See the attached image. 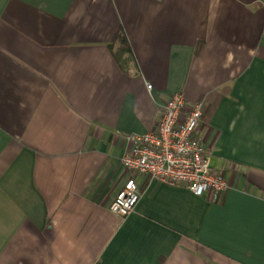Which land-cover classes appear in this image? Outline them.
Instances as JSON below:
<instances>
[{
    "label": "crops",
    "instance_id": "crops-1",
    "mask_svg": "<svg viewBox=\"0 0 264 264\" xmlns=\"http://www.w3.org/2000/svg\"><path fill=\"white\" fill-rule=\"evenodd\" d=\"M179 90L230 187L137 174L120 216L126 134ZM0 264H264V0H0Z\"/></svg>",
    "mask_w": 264,
    "mask_h": 264
},
{
    "label": "built area",
    "instance_id": "built-area-1",
    "mask_svg": "<svg viewBox=\"0 0 264 264\" xmlns=\"http://www.w3.org/2000/svg\"><path fill=\"white\" fill-rule=\"evenodd\" d=\"M146 86L152 88L149 82ZM202 116L203 102L188 105L179 90L162 104L153 128L126 134L129 146L121 157L125 179L108 204L111 211L126 216L134 210L140 196L137 174L184 186L197 195L222 194L229 189L225 174L212 167L199 135Z\"/></svg>",
    "mask_w": 264,
    "mask_h": 264
},
{
    "label": "trees",
    "instance_id": "trees-1",
    "mask_svg": "<svg viewBox=\"0 0 264 264\" xmlns=\"http://www.w3.org/2000/svg\"><path fill=\"white\" fill-rule=\"evenodd\" d=\"M109 46L114 49L113 54L120 64L127 66L135 62L131 43L122 28L119 29Z\"/></svg>",
    "mask_w": 264,
    "mask_h": 264
}]
</instances>
